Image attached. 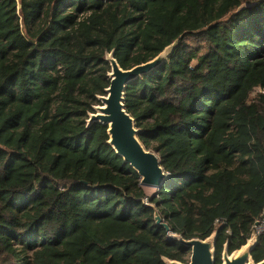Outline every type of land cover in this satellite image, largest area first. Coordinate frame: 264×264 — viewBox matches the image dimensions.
Listing matches in <instances>:
<instances>
[{"label":"trees","instance_id":"1","mask_svg":"<svg viewBox=\"0 0 264 264\" xmlns=\"http://www.w3.org/2000/svg\"><path fill=\"white\" fill-rule=\"evenodd\" d=\"M245 1L0 0V264H187L173 234L214 233L222 264L248 243L264 217V0ZM176 42L125 95L167 173L150 195L88 119L108 54L130 70Z\"/></svg>","mask_w":264,"mask_h":264},{"label":"water","instance_id":"2","mask_svg":"<svg viewBox=\"0 0 264 264\" xmlns=\"http://www.w3.org/2000/svg\"><path fill=\"white\" fill-rule=\"evenodd\" d=\"M176 45L177 42L166 48L154 60L130 70L120 67L114 52L108 54L106 60L111 66V71L108 74L110 86L106 89L104 96H98V103L93 106V112L89 114L88 126L95 123L107 126L108 145L137 172L141 179V185L145 188L162 186L167 178V173L162 167L158 153L148 150L140 140L141 131L137 128L135 119L125 106L126 90L133 80L150 73L162 62L168 60ZM156 220L161 224L162 219L158 213H156ZM164 226L170 230L166 224ZM173 237L190 252V260L187 264H216V233L205 240L199 238L185 240L174 234ZM257 240L258 238L252 235L245 246L232 254L229 253L226 245L222 254V264H264V260L256 263L252 258V251ZM165 262L166 264H184L167 259Z\"/></svg>","mask_w":264,"mask_h":264},{"label":"rangeland","instance_id":"3","mask_svg":"<svg viewBox=\"0 0 264 264\" xmlns=\"http://www.w3.org/2000/svg\"><path fill=\"white\" fill-rule=\"evenodd\" d=\"M248 1H251V0H246L245 3H248ZM252 1H254V0H252ZM187 44H189V46H191L193 48H204L205 47L204 43L201 40H197V39L190 38V37L187 38ZM155 189L156 188H154V187H152V188H146L147 192L150 195H152L155 192ZM190 256L188 258V261L190 260Z\"/></svg>","mask_w":264,"mask_h":264},{"label":"built area","instance_id":"4","mask_svg":"<svg viewBox=\"0 0 264 264\" xmlns=\"http://www.w3.org/2000/svg\"><path fill=\"white\" fill-rule=\"evenodd\" d=\"M257 92L264 94L263 89H257ZM252 235H254L257 238L261 235H264V217H262L255 223Z\"/></svg>","mask_w":264,"mask_h":264}]
</instances>
